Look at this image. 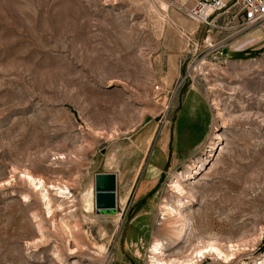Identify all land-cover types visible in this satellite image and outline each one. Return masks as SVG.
Masks as SVG:
<instances>
[{"label":"rangeland","instance_id":"rangeland-1","mask_svg":"<svg viewBox=\"0 0 264 264\" xmlns=\"http://www.w3.org/2000/svg\"><path fill=\"white\" fill-rule=\"evenodd\" d=\"M193 2L0 0V264H264V22L227 43Z\"/></svg>","mask_w":264,"mask_h":264},{"label":"built area","instance_id":"built-area-1","mask_svg":"<svg viewBox=\"0 0 264 264\" xmlns=\"http://www.w3.org/2000/svg\"><path fill=\"white\" fill-rule=\"evenodd\" d=\"M187 15L204 26L209 35L213 30L226 28L227 24H222L221 18L241 33L264 22V0H194L187 8ZM210 41L207 36L206 42Z\"/></svg>","mask_w":264,"mask_h":264},{"label":"bare ground","instance_id":"bare-ground-1","mask_svg":"<svg viewBox=\"0 0 264 264\" xmlns=\"http://www.w3.org/2000/svg\"><path fill=\"white\" fill-rule=\"evenodd\" d=\"M255 40H257V39H255ZM247 44H249V42L242 44L241 47H244ZM59 158H63V157H59ZM22 176H23V174H22ZM25 176H26L28 182L31 185H33V187L35 188V190H37V191H39L41 193V195H42V197H43V199L45 201V204L47 205V211H48L49 214H52L53 213V209L51 207V199H50L49 193H48V191H49L50 188L55 189L56 193L60 197H62V198H69L67 196V194L69 192H68V190H66V188H63V187H60V186H54V185H50V186L46 187L45 182L41 178H39V177L37 178L34 175H32L31 173L29 174V172L27 174H25ZM176 187H178V186L176 185ZM178 188H180V187H178ZM64 226H66V225H64ZM205 248H198V250H196L195 253L196 254H203L204 255V249ZM154 250H155V252L153 253V257H154L155 264H194L195 258H196V257H190L189 256V257L185 258V260L182 259L183 261L180 260V259H178V260H171L170 259L169 261H167L165 258H163L166 255V253L162 250V248L156 247V248H154ZM210 250L215 251L219 255H224L225 254L219 247H217L215 245H210ZM225 256L227 257L229 255H225Z\"/></svg>","mask_w":264,"mask_h":264},{"label":"water","instance_id":"water-1","mask_svg":"<svg viewBox=\"0 0 264 264\" xmlns=\"http://www.w3.org/2000/svg\"><path fill=\"white\" fill-rule=\"evenodd\" d=\"M94 207L97 213H113L118 209L117 175L98 173L95 175Z\"/></svg>","mask_w":264,"mask_h":264},{"label":"crops","instance_id":"crops-1","mask_svg":"<svg viewBox=\"0 0 264 264\" xmlns=\"http://www.w3.org/2000/svg\"><path fill=\"white\" fill-rule=\"evenodd\" d=\"M225 18H221L220 22L222 24H227L226 28L223 30V31H218L219 33L215 34V37L217 39L219 38H223L224 41H226L227 43L228 42H235V39H233L236 35H238L239 33L233 28L230 26V24H228V22H225ZM264 26V25H261V27ZM260 27V26H259ZM211 33H214V31H212ZM233 44V43H232ZM191 107V106H189ZM164 150L167 149V143L165 142L164 146H163ZM119 207V205H118Z\"/></svg>","mask_w":264,"mask_h":264}]
</instances>
